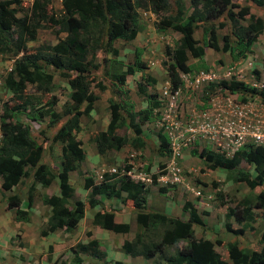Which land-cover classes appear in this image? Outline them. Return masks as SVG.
I'll return each instance as SVG.
<instances>
[{"label":"trees","instance_id":"16d2710c","mask_svg":"<svg viewBox=\"0 0 264 264\" xmlns=\"http://www.w3.org/2000/svg\"><path fill=\"white\" fill-rule=\"evenodd\" d=\"M189 1L191 11L185 13L183 0H60V10L52 6V0H32L29 8L18 15L22 0H0V53L22 52L4 78V86L9 89L16 104L5 103L0 112V178L3 181L0 195L5 200L6 208L14 212L16 220H29V209L37 195L50 208L46 227L48 231L60 229L72 232L88 206L100 207L93 216V224L116 233H126L130 225L115 221V209L104 206L99 196L105 199H129L132 201L129 207L135 213L137 231L132 240L123 241L120 249L131 259L141 256L153 264H264V148L260 145L244 146L231 156L205 148L191 151V155L198 157L205 168H223L231 180L249 184L252 193L228 207L226 216L240 224L237 228L230 226L235 236L243 235L246 230L257 232L259 249L242 248L234 239L225 243L226 257H223L214 248L211 239L196 237L193 225L203 227L205 223L192 202L185 200L183 203V208L189 213L187 219L148 210L143 206L148 186L130 176L112 180L114 176L104 172L99 181H95L91 175L83 176L82 187L88 191V197L85 200L74 198L76 190L71 184L69 173L78 171L86 157L82 141L75 137V133L81 129L80 116L88 114L99 98L94 89L110 91L107 125L90 136L100 154H105L111 148L119 150L128 143L134 148L146 144L142 125L153 116L155 108L161 103L155 94L146 93L144 83L138 82L139 93L146 95V106L127 110L118 100L115 90L104 80L107 76L118 85L125 83L123 62L117 58L119 51L114 41H131L136 37L141 30L138 8L151 10L157 15L156 28H171L180 33L175 47L166 44L164 48L166 58L163 64L172 90L181 84V73L190 72L191 65L187 63L189 58L203 56L208 46L230 52L237 49L236 54L244 56L264 29V0ZM252 5L261 9V15L250 11ZM235 7L237 11H234ZM246 16L247 24L241 25L239 20ZM224 23L229 25V32L223 36L220 47L215 31ZM40 28H54L53 31L64 32L65 36L55 43L40 45L36 51H28L26 41L34 40ZM198 30L201 38L193 36ZM92 57H99V62H93ZM133 64L137 69L146 65L138 51L134 53ZM90 67H100L101 76L89 77ZM56 72L67 82L71 92L70 101L61 113L57 114L53 108L49 110L53 111L51 116L63 124L49 138L44 126L38 130L32 128L30 121H37L41 125L47 110L43 111V106H35L33 97L26 95V85L27 80H32L37 91L48 93ZM149 81L154 83L155 79L150 78ZM220 86L211 83L204 87V99L208 100ZM227 87L230 91L240 89L242 93L257 92L264 98V89L249 87L240 80H231ZM51 98L48 103L54 105L56 97L52 95ZM24 118L29 121L25 122ZM121 127L130 129L134 136L129 139L119 134L117 130ZM55 141H61L59 166H55L50 158L47 159ZM242 161L252 166L254 174L238 166ZM152 178L155 182L156 175ZM55 179L58 180V194L38 191V186L48 187ZM4 190L11 192L5 193ZM123 192L126 193L125 198ZM21 194L25 195V199ZM23 200H26L28 209L22 208ZM258 219L261 220L259 229L255 226ZM157 225H162L170 233L167 242L163 239L165 232L160 237L157 235ZM141 230L144 232L140 233ZM179 241L184 244L179 245ZM216 241L221 243L220 239ZM167 246H174L169 253H166ZM69 250L73 254L74 264L82 262L81 254L99 260L106 256L97 238L79 241L71 245ZM54 264L65 263L58 257ZM113 264L125 263L113 260Z\"/></svg>","mask_w":264,"mask_h":264},{"label":"rangeland","instance_id":"374dc122","mask_svg":"<svg viewBox=\"0 0 264 264\" xmlns=\"http://www.w3.org/2000/svg\"><path fill=\"white\" fill-rule=\"evenodd\" d=\"M183 1L185 4L184 11L189 13L191 11L190 1ZM31 2L32 0H22L18 15L26 11ZM52 6L56 10H60V0H52ZM250 7L252 13L261 15L260 8L254 5ZM237 10L238 8L235 7L234 11ZM138 12L141 30L136 37L131 41L121 39L114 41V45L119 51L117 58L123 62L122 68L126 74L125 83L118 85L107 76L104 77V80L110 88L115 90L118 100L125 105L127 110H138L146 106L147 98L145 94L139 93L138 82L145 84L146 93L155 94L160 99H163V103L161 102L162 104L160 103L155 108L153 116L142 125V136L146 144H139L142 147L134 148L128 143L119 150L111 148L105 154H100L96 151L95 144L90 139V136L98 130L105 129L107 125L110 115L108 108L110 91L109 89H94L99 98L94 102L93 109L88 114L80 116L81 129L75 133V137L82 141L86 157L80 163L79 170L74 171L71 175V184L76 190L74 198L85 200L88 197V191L82 187L83 176L91 175L95 181L101 180L104 172L113 175L112 180H118L125 175L131 176L134 180H141L148 186L146 201L143 204L148 210H158L180 218L185 216L188 218L189 213L183 208V203L185 200L192 202L205 223L203 227L193 225L196 237L211 239L214 242V248L223 257H226L225 243L234 240L236 237L230 231V226L233 228L235 222L231 217L226 216L228 207L233 206L237 200L244 195L252 193V191L246 181H233L228 178L227 172L220 168L214 170L205 168L198 157L191 155L192 150L199 151L203 148H209L199 138L186 139L187 134L181 133L177 139H173L170 132H174L177 135L181 131L180 129L179 132L177 130L173 131L171 116H174L175 119L181 118L183 121L191 113L197 114L205 110L212 111L214 107L216 108L219 100H223V96L228 91L227 84L231 80H242L248 86H253V83H255L257 88L262 87L264 89V29L249 51H245L244 56L242 54L237 55V49L234 52H230L222 49L214 50L211 46H208L203 56L189 58L187 63L191 65V74H196L199 70L209 71L215 74L211 83L220 84L221 86L217 87V90L210 96L209 100H205L203 88L191 91L183 87L182 84L181 92L174 98V106H171L169 99L162 97V90L169 85L165 65L163 64V60L166 58L164 48L166 44L175 47L180 33L171 28L166 30L156 28L157 15L153 11L138 8ZM247 18L248 16L240 19L239 23L246 25L248 22ZM53 30L55 29H38L36 38L26 41L28 51H36L40 45L55 43L59 38L65 36L64 32L57 33ZM228 32L229 25L227 23L216 28L215 38L220 47L223 44V36L228 34ZM193 36L201 38L200 30L194 32ZM136 51H138L140 58L146 64L142 69L135 68L133 64ZM21 55L22 52L13 53L9 51L0 53V112L3 104H16L11 97L12 94L9 89L4 86V78L12 69L14 60ZM91 59L93 62H99V57H92ZM231 66H234V68L232 69ZM235 66H238V68ZM228 70L231 71L230 75L227 73ZM88 73L89 77H99L101 76L100 67L96 69L90 67ZM150 78H154L155 82H150ZM235 91L241 92L240 89ZM70 92L69 85L58 75V72L54 74L48 93L37 91L34 81L27 80L26 95L33 97L35 106H43L42 110H47L41 125L37 121H30L33 130H38L41 126H44L46 135L50 138L58 128H62L63 124L61 121L57 120L56 117H52L51 114L53 111L57 114L62 112L64 106L70 101ZM52 95L56 97L54 105L48 103L52 99ZM51 108H53L52 112L49 111ZM174 108L175 112L173 111ZM163 113L170 114V118L165 116V114L163 115ZM22 117L25 116L23 115ZM24 120L25 122L29 121L26 118ZM46 125H48V128ZM117 131L129 139L134 136L133 132L125 127H121ZM45 144L49 145L48 142ZM60 148L61 141H55L51 145V154L47 159L50 158L53 164H57V161H59ZM239 167L254 174L252 166L245 161H242ZM79 172H83V174ZM154 174L156 175L155 182L152 178ZM2 182L0 178V184ZM56 188L58 189L57 179L48 187H37L41 193L56 192L55 194H58L59 191L57 192ZM257 190L258 187L255 188V191ZM4 191L5 193L11 192L9 190ZM21 196L25 199L24 194H21ZM122 196L125 198L126 193L123 192ZM99 198H104L105 200L104 196H99ZM116 200L115 206L119 202L123 204L122 207L124 208L132 204L129 199ZM21 206L24 209H28L26 200L22 201ZM111 206L112 203H110L109 208L113 207ZM114 209L115 215L120 219H124L130 225L128 232L116 233L107 229L103 230L100 226L93 224V216L98 210L96 208H88V206L85 209L86 215L84 213L85 216L82 217L80 222L78 221L79 224L77 223L76 228L72 232H63L60 229L51 232L46 228L50 208L48 205L43 204L37 195L33 206L29 209L30 218L26 221L16 220L14 212L7 210L5 200L0 195V227L3 228L0 229V264H54V260L58 257L65 264H74L72 261L73 254L69 247L79 241L86 242L91 238H97L94 233L99 235L101 232L108 247H115L118 243L121 245L124 240H132L137 231L134 211L124 210L128 211V214H124L121 217L116 212V207ZM260 221L258 219L255 222V226L258 229L261 227ZM155 230L159 237L165 232L163 239L167 242L170 234L168 230L165 231L162 225H157ZM142 232L144 230L140 231V233ZM246 233L247 237L243 239L244 245L248 248L259 249L260 244L257 240V232L254 233L247 230ZM217 239H220L221 243H218ZM178 244L181 245L184 242L179 241ZM102 247L104 248L103 244ZM173 247L167 246L166 253L171 252ZM80 256L82 257L80 264H102L103 261L105 262L104 264H113L114 260V257L112 258L111 254L108 256L107 252L102 260L86 256L85 254ZM123 261L125 264H132L133 262L126 257L123 258ZM149 262L153 264L151 260L147 261V263ZM136 263L144 264L143 258L137 256Z\"/></svg>","mask_w":264,"mask_h":264},{"label":"built area","instance_id":"2783aa9c","mask_svg":"<svg viewBox=\"0 0 264 264\" xmlns=\"http://www.w3.org/2000/svg\"><path fill=\"white\" fill-rule=\"evenodd\" d=\"M227 73L230 75L231 71L228 70ZM181 75L182 82L176 89L172 90L168 82L169 85L162 90V97H167L171 106H174V98L181 92L182 84L183 87L195 91L211 84L215 77L214 73L204 70H199L196 74L185 72ZM253 84L249 87L257 88V84ZM257 89L261 90L262 87ZM173 111L175 112V108ZM165 116L170 118V114ZM171 127L173 131H181L177 135L170 132L173 139H177L181 133H186V139L193 140L197 137L210 149L225 155H231L249 145H260L264 148V98L257 92L242 93L228 89L223 100H219L212 111L191 113L183 121L171 116Z\"/></svg>","mask_w":264,"mask_h":264},{"label":"crops","instance_id":"0c3cea01","mask_svg":"<svg viewBox=\"0 0 264 264\" xmlns=\"http://www.w3.org/2000/svg\"><path fill=\"white\" fill-rule=\"evenodd\" d=\"M55 166H59V161H57V164H54ZM74 171H71L70 173H69V178H70V181H71V175H72V173H73ZM56 191L58 192L59 191V187H58V189L56 188ZM53 193H56V192H53ZM101 201L103 202V205L104 206H106V207H109L110 206V203H112V206H113V208L114 207H116L117 208V213H118V215L119 216H121V217H123V215L124 214H128V211H131V209H130V207H126V208H124V207H122V203H120L119 202V204L118 205H116L115 206V203L117 202V200L115 199V198H113V199H110V198H107V199H105L104 200V198L103 199H101ZM132 205V204H131ZM96 208V210H98L99 208H97V207H95ZM7 210H9V209H7ZM124 210H128V211H124ZM10 211H12V210H10ZM85 215H86V211H85ZM84 215V216H85ZM115 218V221H118V222H125V220L124 219H120V218H118V216L117 215H115L114 216ZM182 218H187V216H185V217H182ZM231 219H233V218H231ZM82 220V218L79 220V222ZM233 221L235 222V224H234V226H233V228H235V227H240V224L238 223V222H236L234 219H233ZM79 222H78V224H79ZM95 227V226H94ZM98 228V227H97ZM0 229H3L2 227H0ZM103 230H105V229H103ZM247 230L244 232V234L242 235V236H236L234 239H236L238 242H239V245H240V247H242V248H248V247H246V245H244V242H243V239H245L246 237H247ZM2 234V233H1ZM94 235L97 237V239L103 244V246H104V248H105V250H106V252H107V254H108V256H110V254H111V256H112V258L114 259V260H121V261H123V258L124 257H126L127 259H129L131 262H132V264H137L136 263V257L132 260L131 258H130V256L129 255H127V254H125L121 249H120V244L118 243L115 247H108L107 246V244H106V241L104 240V238H103V236H102V233L100 232L99 233V235H97V234H95L94 233ZM244 236V237H243ZM248 245V244H247ZM117 253V254H116ZM124 262V261H123ZM143 262H144V264H150V262L149 263H147V260H145L144 258H143Z\"/></svg>","mask_w":264,"mask_h":264},{"label":"clouds","instance_id":"9594fccd","mask_svg":"<svg viewBox=\"0 0 264 264\" xmlns=\"http://www.w3.org/2000/svg\"><path fill=\"white\" fill-rule=\"evenodd\" d=\"M180 76H181V75H180ZM168 82H169V81H168ZM0 133H1V132H0ZM0 140H1V139H0ZM242 148H243V147H242ZM207 149L212 150V149H210V148H207ZM238 150H240V149H238ZM238 150H236V151H238ZM214 151H215V150H214ZM236 151H235V152H236ZM216 152H217V151H216ZM235 152H234V153H235ZM219 153H220V152H219ZM234 153H233V154H234ZM222 154H223V153H222ZM233 154H231V155H233ZM224 155H225V154H224ZM231 155H226V156H231ZM238 166H239V165H238ZM216 169H217V168H216ZM220 169H223V168H220ZM128 170H129V169H128ZM223 170H225V169H223ZM225 171H226V170H225ZM130 177H131V176H130ZM131 178H132V177H131ZM235 228H237V227H235ZM241 236H242V235H241Z\"/></svg>","mask_w":264,"mask_h":264}]
</instances>
